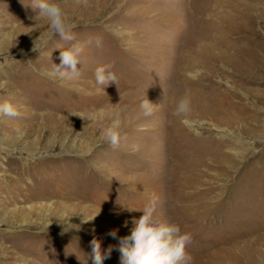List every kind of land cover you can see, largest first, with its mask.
Masks as SVG:
<instances>
[{"label": "rangeland", "instance_id": "obj_1", "mask_svg": "<svg viewBox=\"0 0 264 264\" xmlns=\"http://www.w3.org/2000/svg\"><path fill=\"white\" fill-rule=\"evenodd\" d=\"M242 1L62 0L74 39L43 44L32 0H0V103L18 112L0 116V264H85L94 236L120 264L107 233L129 235L152 197L158 220L191 233L192 264H264V0ZM76 43L81 75L61 79ZM107 64L118 82L98 90ZM116 118L113 149L100 133Z\"/></svg>", "mask_w": 264, "mask_h": 264}, {"label": "clouds", "instance_id": "obj_2", "mask_svg": "<svg viewBox=\"0 0 264 264\" xmlns=\"http://www.w3.org/2000/svg\"><path fill=\"white\" fill-rule=\"evenodd\" d=\"M76 2L79 4L81 0H76ZM83 2L86 3L87 0H83ZM31 7L36 13L33 19L47 21L48 31L43 44H47L55 36H59L65 41L74 39L72 31L77 25L70 22L62 6V0H32ZM100 43L101 41L97 39L98 47ZM33 44L34 52L36 45L35 42ZM83 49L84 45L76 43L66 50H60V63L56 65V71L61 79L73 80L80 77L78 65ZM112 69L113 65L111 64L101 65L95 69L94 77L98 90L104 91L110 84H117L118 77ZM153 106L154 104L147 97L140 104L146 116L152 114ZM189 110L190 99L184 96L178 100L173 115H184ZM16 115L18 112L12 103L7 101L0 103V116L14 117ZM92 116L103 119L104 109L96 110ZM123 139L126 137L122 135L121 121L118 118L113 119L100 133V141L107 143L113 149L119 148ZM134 150H137V146H134ZM156 206V197L150 198L142 210L143 214L138 219H132L133 227L129 235L118 238L116 230H110L107 233L111 238L118 239V247L115 250L120 253V264H192L193 257L187 251L193 239L191 233L181 231L177 224L158 220L155 217ZM90 248L91 252L87 254L85 264L89 259L91 264H103L106 259L110 258L114 250L112 245H109L107 249H102L101 240L95 236L90 241Z\"/></svg>", "mask_w": 264, "mask_h": 264}, {"label": "bare ground", "instance_id": "obj_3", "mask_svg": "<svg viewBox=\"0 0 264 264\" xmlns=\"http://www.w3.org/2000/svg\"><path fill=\"white\" fill-rule=\"evenodd\" d=\"M188 1V6H190V7H193L194 6V4H198V3H196V2H198V0H187ZM205 1V3H203L202 4V6L204 7L203 8V10L201 9V7H200V11L201 12H204L205 10H209V8L210 9H215L216 7H217V5L222 1V0H203V2ZM225 1V0H224ZM234 1H237V0H230V3L232 4L231 6L233 7L234 6V8H235V10H236V12H240L241 13V10L243 11L244 9H246L245 7H246V5H243V1L242 2H234ZM228 2V1H227ZM234 2V3H233ZM247 2V1H246ZM240 4V5H237V4ZM225 4V3H224ZM248 4V3H247ZM197 6V5H196ZM223 6V5H222ZM225 6H227V4H225ZM228 6H229V3H228ZM245 6V7H244ZM199 7V6H198ZM189 8V7H188ZM193 9V8H192ZM195 10H197L196 8H194ZM215 11V10H214ZM244 12H246V11H244ZM249 12V11H248ZM205 13V12H204ZM243 13V12H242ZM244 15V14H243ZM248 15H249V13H248ZM247 15V16H248ZM242 16V15H241ZM202 17V16H201ZM249 17V16H248ZM250 20V19H249ZM249 23V22H248ZM247 24V23H246ZM239 27V26H238ZM231 28V27H230ZM243 28V27H242ZM237 35H239V34H237ZM244 35V34H243ZM240 36V35H239ZM249 38V37H248ZM244 40H246V39H244ZM249 40V39H248ZM241 42V41H240ZM252 46V45H251ZM230 47H232L233 48V51L232 52H230L229 53V56H228V53L226 52V55L228 56L226 59H227V61L229 60V59H231V61H233V57H235V56H237V54L240 52L241 53V51H243L241 48H238V46H235V45H233V46H230ZM229 47V48H230ZM228 47H226V49H227ZM238 48V49H237ZM247 48V47H246ZM248 50V49H247ZM225 51V50H224ZM195 53V52H194ZM223 53V52H222ZM221 54V53H220ZM193 57L190 59L191 61H192V63H194V64H200V57H201V54L198 52V54L196 53L195 55L193 54L192 55ZM224 57V56H223ZM238 57V56H237ZM248 57V56H247ZM243 58V57H242ZM247 60V59H246ZM248 62V61H247ZM233 65V64H232ZM242 65V64H241ZM234 66V65H233ZM238 68H240V65H239V67ZM243 68V67H242ZM235 69V68H234ZM185 70V69H184Z\"/></svg>", "mask_w": 264, "mask_h": 264}]
</instances>
